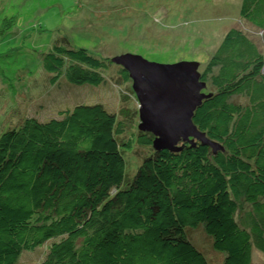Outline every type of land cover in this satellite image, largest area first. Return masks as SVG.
Instances as JSON below:
<instances>
[{"label": "trees", "instance_id": "obj_1", "mask_svg": "<svg viewBox=\"0 0 264 264\" xmlns=\"http://www.w3.org/2000/svg\"><path fill=\"white\" fill-rule=\"evenodd\" d=\"M240 14L246 24L225 33L200 73L212 90L192 118L222 150L200 142L153 149L130 177L126 122L101 103L66 104L55 118L27 116L0 134V264L48 242L39 264H209L187 226L207 234L220 264L264 255V53L255 40L264 35V0H241ZM106 60L57 38L42 67L52 85L96 86ZM134 136L153 148L151 133Z\"/></svg>", "mask_w": 264, "mask_h": 264}, {"label": "rangeland", "instance_id": "obj_2", "mask_svg": "<svg viewBox=\"0 0 264 264\" xmlns=\"http://www.w3.org/2000/svg\"><path fill=\"white\" fill-rule=\"evenodd\" d=\"M240 13L241 0H0V134L27 116L40 121L55 118L57 108L66 104L101 103L126 122L122 139L130 146L122 154L125 173L134 176L153 148L135 140L134 134L141 132L135 95L124 100L120 91L127 89L133 95L131 80H122L121 66L110 59L130 52L160 63L194 60L202 73L225 33L246 24ZM10 17L14 24L5 28ZM126 28V34L120 33ZM108 29L119 33L109 34ZM57 38L106 57L105 82L73 86L61 79L50 84L42 57ZM256 38L264 53L262 32ZM211 90L207 79L202 91ZM122 107L135 108L133 115H121ZM185 233L209 264H220L221 256L200 227L187 226ZM48 244L23 251L17 264H39ZM252 260L264 264V255L253 251Z\"/></svg>", "mask_w": 264, "mask_h": 264}, {"label": "water", "instance_id": "obj_3", "mask_svg": "<svg viewBox=\"0 0 264 264\" xmlns=\"http://www.w3.org/2000/svg\"><path fill=\"white\" fill-rule=\"evenodd\" d=\"M128 74L137 101L138 129L152 134L156 151L177 152L182 145L200 142L213 153L223 148L193 123L194 111L210 96L202 89L198 61L160 63L130 52L110 59Z\"/></svg>", "mask_w": 264, "mask_h": 264}, {"label": "built area", "instance_id": "obj_4", "mask_svg": "<svg viewBox=\"0 0 264 264\" xmlns=\"http://www.w3.org/2000/svg\"><path fill=\"white\" fill-rule=\"evenodd\" d=\"M136 103H137V101H136Z\"/></svg>", "mask_w": 264, "mask_h": 264}, {"label": "clouds", "instance_id": "obj_5", "mask_svg": "<svg viewBox=\"0 0 264 264\" xmlns=\"http://www.w3.org/2000/svg\"><path fill=\"white\" fill-rule=\"evenodd\" d=\"M135 100H136V98H135Z\"/></svg>", "mask_w": 264, "mask_h": 264}]
</instances>
